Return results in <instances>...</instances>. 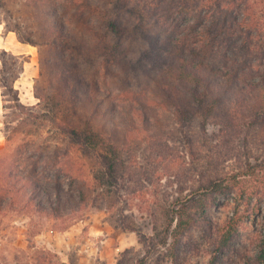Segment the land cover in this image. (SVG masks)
Wrapping results in <instances>:
<instances>
[{
  "label": "trees",
  "instance_id": "obj_1",
  "mask_svg": "<svg viewBox=\"0 0 264 264\" xmlns=\"http://www.w3.org/2000/svg\"><path fill=\"white\" fill-rule=\"evenodd\" d=\"M0 11L4 32L14 31L21 42L38 48L46 74L39 72L44 82L36 79L33 91L45 108L42 122L54 138L63 136L67 142L51 148L19 140L17 133L6 136L0 150V214L21 211L64 219L80 211L90 190L78 177L77 152L91 160L97 183L111 189L123 185L125 147L116 138L124 129L147 130L154 122L135 79L150 78L157 100L170 105L181 125L197 124L206 132L213 123L224 134L239 131L264 148V26L250 1L0 0ZM0 53L3 109L7 104L25 108L15 82L28 56L4 48ZM114 65L122 71L117 96L102 75ZM29 116L36 119L32 112ZM3 123L13 126L6 119ZM243 166L228 173L214 169L190 192L180 189L166 197L157 204L158 213H150V235L119 217L123 230L137 232L145 247L137 264H167L170 258L177 263L181 241L199 227L218 235L209 262L216 264L237 236L238 225L250 217L253 192L264 195V181L246 184L255 172L250 163ZM228 191L246 196L244 212L214 225L208 209ZM263 242L253 263L264 264Z\"/></svg>",
  "mask_w": 264,
  "mask_h": 264
},
{
  "label": "rangeland",
  "instance_id": "obj_2",
  "mask_svg": "<svg viewBox=\"0 0 264 264\" xmlns=\"http://www.w3.org/2000/svg\"><path fill=\"white\" fill-rule=\"evenodd\" d=\"M244 1H250L264 26V0ZM3 16L0 11V19ZM27 49L28 54H24L28 56V61L24 63L27 68L16 82L17 87H21L18 88L19 94L22 91L21 102L26 107L18 109L7 104L4 110L0 89V150L7 145L6 136L12 133L20 134L17 136L19 140L28 138L46 143L51 148L55 144L67 145L61 140L63 136L54 138V133L50 134L49 127L42 122L45 108L43 103L38 105L40 101L34 96L33 87L38 78L44 82L39 75L40 71L44 72V67L39 63L38 48L29 44ZM120 72L117 65L112 66L111 70H104V74L102 71L113 96H117L120 87H123ZM134 81L135 86L140 84L141 96L146 98L154 122L146 125L147 130L144 126L124 129L118 134V141L115 140L117 143L124 141L127 173L123 185L111 189L108 185L97 183L90 170L91 160L77 152L75 157L82 173L78 177L85 180L90 190L80 211L74 215L67 214L72 217L66 218L67 215H64V219L35 213L28 216L21 211L2 212L0 264H118L120 261L137 264L136 260L143 255L145 247L138 243L137 232L123 230L119 217L131 222L137 231L147 236L152 234L150 213H158L157 204L166 197L176 195L180 189L185 193L190 192L205 173L214 169H223L228 173L242 165L245 168L248 162L255 174L246 184L255 185L258 181H264V148L259 147L257 142L245 140L239 131L230 136L224 134L213 123L207 126L206 132L197 124L181 125L176 121L170 105L157 100L158 94L153 90L150 78ZM120 101L127 102V98L121 96ZM16 111H21L19 116H14L17 115ZM30 112L34 113L36 119L29 116ZM4 119L13 126L6 127ZM246 195H249V191ZM22 197L20 194L16 196L21 203ZM245 200L246 196L235 191L218 195L216 203L208 209L213 224L222 226L230 218L239 216L244 212ZM150 204L153 206L147 210L146 206ZM251 204L250 217H244L238 225L237 236L229 248L219 255L216 264H256L251 259L264 241V195L253 192ZM253 206L256 208L252 210ZM217 239L218 235L205 227L193 228L181 241L178 247L179 261L174 263L209 264ZM51 244H58L63 254L51 250ZM46 245L48 248H44ZM126 249L130 250L124 253ZM160 250L166 251L164 248ZM63 258L67 259L66 263L62 262ZM171 260L167 264H171Z\"/></svg>",
  "mask_w": 264,
  "mask_h": 264
},
{
  "label": "crops",
  "instance_id": "obj_3",
  "mask_svg": "<svg viewBox=\"0 0 264 264\" xmlns=\"http://www.w3.org/2000/svg\"><path fill=\"white\" fill-rule=\"evenodd\" d=\"M4 27L3 25L0 23V48H4L5 50L13 53V54H28V45L29 44H26L24 42H21L16 33L14 31H7V32H4ZM26 65H24V70L22 72V74H25V71H26ZM20 78V77H19ZM19 78L16 80V82L19 81ZM15 82V86L16 88H21L20 86L17 87V83ZM21 90V89H20ZM22 95V91H20V94H19V97H20V101L23 100V97L21 96ZM30 98L28 97V100ZM26 100L27 102H30ZM58 244H51V250L53 251H56L58 254H63L62 251L60 252V249H58ZM44 248H48V245L44 246ZM50 248V247H49ZM62 262L63 263H66L67 262V259L63 258L62 259Z\"/></svg>",
  "mask_w": 264,
  "mask_h": 264
}]
</instances>
